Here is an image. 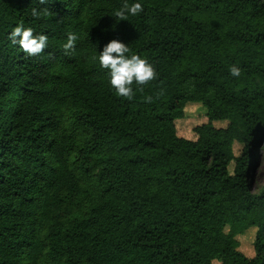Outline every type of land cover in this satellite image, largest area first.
Masks as SVG:
<instances>
[{
    "label": "trees",
    "instance_id": "obj_1",
    "mask_svg": "<svg viewBox=\"0 0 264 264\" xmlns=\"http://www.w3.org/2000/svg\"><path fill=\"white\" fill-rule=\"evenodd\" d=\"M131 2L0 0V264H264V0L114 16ZM17 25L47 47L14 45ZM114 38L157 73L130 100L99 65Z\"/></svg>",
    "mask_w": 264,
    "mask_h": 264
},
{
    "label": "clouds",
    "instance_id": "obj_2",
    "mask_svg": "<svg viewBox=\"0 0 264 264\" xmlns=\"http://www.w3.org/2000/svg\"><path fill=\"white\" fill-rule=\"evenodd\" d=\"M41 4L45 0H39ZM143 11L140 0H132L125 3L120 9L115 10L114 16L123 19L125 16H136ZM32 15L38 16L39 12L33 8ZM9 40L18 45L30 56L40 54L48 45V36L42 33H33V29L17 25L8 35ZM78 37L75 33H69L63 48L67 53L75 47ZM99 65L107 70L109 84L115 90L117 96L132 99L133 82L136 85H144L153 80L157 73L153 65L144 57L131 54L128 44L114 38L107 42L99 51ZM229 74L233 77L241 75V68L235 64L229 67ZM150 99V97L148 98Z\"/></svg>",
    "mask_w": 264,
    "mask_h": 264
},
{
    "label": "rangeland",
    "instance_id": "obj_3",
    "mask_svg": "<svg viewBox=\"0 0 264 264\" xmlns=\"http://www.w3.org/2000/svg\"><path fill=\"white\" fill-rule=\"evenodd\" d=\"M201 105L200 104H194V105H187L186 107V116L184 119L180 120L177 122L178 128H179V133L184 134L188 138H194V131L193 128L201 124L202 122L205 121L203 112L200 111ZM221 126H225L226 123H221L219 124ZM241 146L236 145L234 150L236 153L239 152ZM264 185V142H262V145L260 146V154H259V161L253 171V178H252V189L255 191L259 190L262 186ZM250 239V243H251ZM248 243L247 241H244ZM248 243L247 246L249 248H244L250 250L248 253L252 254V244ZM215 264H220L219 262H215Z\"/></svg>",
    "mask_w": 264,
    "mask_h": 264
}]
</instances>
